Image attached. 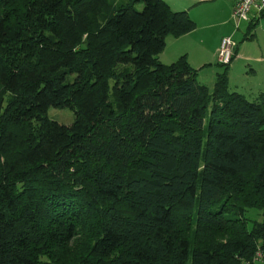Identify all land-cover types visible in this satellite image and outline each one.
Segmentation results:
<instances>
[{
  "label": "trees",
  "instance_id": "obj_1",
  "mask_svg": "<svg viewBox=\"0 0 264 264\" xmlns=\"http://www.w3.org/2000/svg\"><path fill=\"white\" fill-rule=\"evenodd\" d=\"M195 26L165 0H0V264L264 249V93L229 90L230 64L210 89L185 55L159 61Z\"/></svg>",
  "mask_w": 264,
  "mask_h": 264
},
{
  "label": "crops",
  "instance_id": "obj_2",
  "mask_svg": "<svg viewBox=\"0 0 264 264\" xmlns=\"http://www.w3.org/2000/svg\"><path fill=\"white\" fill-rule=\"evenodd\" d=\"M165 1L173 11L186 10L196 26L195 29L180 37L168 36L166 38L165 48L158 55L159 61L164 64L174 62L181 55H185L191 67L195 69L202 68L205 66V63H193V56H195V53L191 57V52L199 51L200 55L208 53L211 57H215L221 37L229 35L233 40L242 21L247 22L248 28L252 29L258 19L264 17V11L259 15H255V13L251 12L247 19L240 20L238 22L239 26L235 27L232 21L233 0ZM216 26L221 27V33L218 35L215 33ZM233 43L234 48L233 58L230 63L231 68L235 66L238 60H244L254 61L260 66V69L264 70V52L261 49L258 54L238 53V47L235 41H233ZM246 65L251 66L248 62ZM251 70L253 72L255 71L254 68H251ZM261 92L264 93V82L257 81L251 85L248 94H251V98L254 99ZM239 93L245 95L243 92ZM245 96L248 98L247 95Z\"/></svg>",
  "mask_w": 264,
  "mask_h": 264
},
{
  "label": "rangeland",
  "instance_id": "obj_3",
  "mask_svg": "<svg viewBox=\"0 0 264 264\" xmlns=\"http://www.w3.org/2000/svg\"><path fill=\"white\" fill-rule=\"evenodd\" d=\"M114 2H125L127 0H113ZM135 8L140 10L142 8V3L136 2ZM235 27H238V22L232 19ZM239 30L233 38L235 44L238 47V53L243 52L245 54H258L260 49L264 52V17L258 19L255 23L254 28L250 29L247 26V22L242 21L239 26ZM215 33L218 35L221 33V27H215ZM229 36V35H228ZM195 53V56H193ZM193 56V63H205L204 67L198 68L197 81L199 83L207 85L210 89L215 81V76L217 73L223 70V67L218 64L215 57H211L210 54L204 53L199 54V51L191 52V57ZM236 60V59H235ZM234 60V61H235ZM247 62L251 66H247ZM190 65V64H189ZM119 66L118 68H120ZM251 68H254L253 72ZM263 81L264 82V70L260 69V66L254 61H244L238 60L235 66L231 68L229 65L228 69V87L231 91L243 92L252 100L250 92V87L254 82ZM113 80H110L112 84ZM47 116L61 124L69 125L72 123L74 115L72 110L69 108H54L49 107L47 110ZM196 208L194 209V213ZM244 216L249 220V224L254 221H260L262 219L261 211L256 208H248L245 210ZM195 217V215H194ZM194 226L192 227V230Z\"/></svg>",
  "mask_w": 264,
  "mask_h": 264
},
{
  "label": "built area",
  "instance_id": "obj_4",
  "mask_svg": "<svg viewBox=\"0 0 264 264\" xmlns=\"http://www.w3.org/2000/svg\"><path fill=\"white\" fill-rule=\"evenodd\" d=\"M264 11V0H233L232 18L239 22L248 18L251 12L259 15ZM234 43L230 36L220 39L216 60L220 64H230L233 58ZM241 264H264V249L258 247L250 259L242 260Z\"/></svg>",
  "mask_w": 264,
  "mask_h": 264
}]
</instances>
